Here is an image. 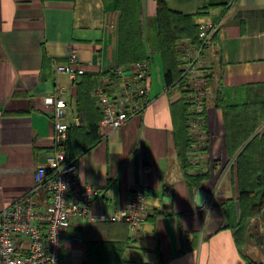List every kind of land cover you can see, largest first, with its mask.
I'll use <instances>...</instances> for the list:
<instances>
[{"label":"crops","instance_id":"1","mask_svg":"<svg viewBox=\"0 0 264 264\" xmlns=\"http://www.w3.org/2000/svg\"><path fill=\"white\" fill-rule=\"evenodd\" d=\"M162 3L191 17L197 30L216 26L198 62L213 85L264 84V0ZM142 11L144 21L154 20L156 2L142 0ZM116 19L102 0H0V211L33 189L36 167L56 150L51 109L44 104L56 88L67 103L64 122L71 132L80 125L78 83L58 74L56 66L66 64L71 52L86 73L119 66ZM146 54L150 105L116 130L98 129V141L74 162L80 181L95 190L93 215L122 216L134 187L148 191L154 213L138 239L119 220L72 226L63 264H90L88 246L95 242L125 243L124 259L140 264H246L229 228L238 218L235 202L229 209L235 198L230 181L188 186L176 159L174 106L182 93L165 85L159 55ZM199 190L205 199L198 206ZM33 196L45 205L42 192Z\"/></svg>","mask_w":264,"mask_h":264},{"label":"built area","instance_id":"2","mask_svg":"<svg viewBox=\"0 0 264 264\" xmlns=\"http://www.w3.org/2000/svg\"><path fill=\"white\" fill-rule=\"evenodd\" d=\"M233 1L227 0L228 3ZM215 32V25H200L199 42L194 45L188 64L180 67L181 76L190 78L194 87L198 111L202 109L204 95L200 87L203 72L197 68V62ZM55 70L72 81L86 73L75 52L68 54L67 63L57 65ZM148 76L149 62L146 60L116 66L111 77L90 90L89 97L101 114V129L116 130L144 112L151 103ZM61 94L60 88H56L44 99V104L51 109L56 150L36 167L33 189L0 211V264H63V248L72 226L119 220L125 223L131 239H138L142 225L154 213L148 191L143 187H134L130 191L122 216L91 213L95 190L80 181L75 162L66 161L61 150L68 130L64 122L67 103ZM37 192L45 196L43 207L33 196Z\"/></svg>","mask_w":264,"mask_h":264},{"label":"trees","instance_id":"3","mask_svg":"<svg viewBox=\"0 0 264 264\" xmlns=\"http://www.w3.org/2000/svg\"><path fill=\"white\" fill-rule=\"evenodd\" d=\"M157 4L156 17L152 20V24L157 26L156 30L160 34V40L166 38L167 43L164 46H160L159 49H151V52H156L161 58L163 66V78L167 87H177L181 90L184 86L181 78V73L177 70L176 62V43L178 40L188 39L191 44H197L199 42L198 30L193 26L191 17H185L180 14H175L168 11L163 5V0H154ZM107 13H118V33H117V59L119 66H129L139 61L146 60L149 62V58L146 54V50L142 45L137 48L135 39L133 37V22L131 18L130 6L127 0H102ZM140 7V0H138ZM140 10V9H139ZM141 25V24H140ZM129 30V31H128ZM109 28L106 29V32ZM124 31V33H123ZM165 41V42H166ZM140 43V42H139ZM113 69L107 68L103 72L99 73H85L78 76L73 82L78 83V90L76 95L75 113L79 119L80 125L77 129L71 132L68 127L67 138L61 150L64 152L66 161H74L78 153L94 145L99 136L97 134L100 129L99 122L101 114L95 107L94 102L89 97V92L95 86L107 78L112 76ZM210 78V76L208 75ZM211 80V78H210ZM264 84H252L246 85L240 88H252L261 87ZM227 90H233L236 88H224ZM219 109L222 107L215 104ZM189 106L184 101L183 96L180 101L175 104V114L177 115L178 124L176 130V153L180 155V166L184 172V178L189 187L199 188L203 182L201 178H193L188 173L189 165L186 163L185 153L187 146L186 139V122ZM206 111L205 103L203 104L204 115ZM201 114V115H202ZM87 130V131H86ZM228 131V129L226 128ZM251 132V130L249 131ZM87 135V138L85 137ZM228 135V140H227ZM243 141L238 138V135L233 138L226 132L225 145L227 153L230 157H233L238 149L242 146ZM250 144L246 146L235 159V178L230 180V188L235 195L229 209H233V203H236L238 209L237 221L231 223L229 228L232 231L233 240L240 251L242 259L246 264H256L252 262L248 257L242 254V247L245 243L246 225L249 219L258 217L261 211H264V179L256 178L250 181ZM232 172V171H231ZM228 209V211H229ZM258 245L264 244V235L257 240ZM125 249V243L122 242H95L88 246V256L90 264H140L137 262L126 261L123 256ZM258 264H263L262 262Z\"/></svg>","mask_w":264,"mask_h":264},{"label":"rangeland","instance_id":"4","mask_svg":"<svg viewBox=\"0 0 264 264\" xmlns=\"http://www.w3.org/2000/svg\"><path fill=\"white\" fill-rule=\"evenodd\" d=\"M127 3L131 7L135 43L142 45L147 52L164 46L167 43L166 38L162 43L160 34L156 30L157 26L152 24V20L144 21L142 0H140V7L138 0H127ZM115 14L118 33L120 15L116 12ZM188 42L186 44L184 39L178 40L176 43L177 70L180 73V67L183 68L188 64L189 55L196 45ZM201 76L200 87L204 95L201 111L196 109L195 91L190 78L185 79L181 76L184 84L182 96L189 106L186 122L187 146L185 148L186 163L190 166L187 170L188 173L193 178L203 179L202 181L219 182L223 178L230 181L235 178L233 170L236 156L250 144V181L261 177L264 179V86L227 90L213 85L207 73H201ZM204 103L206 111L203 115ZM215 104H218L222 109L217 108ZM250 130L251 132H249ZM226 132L232 138L238 135V138L243 141L242 146L233 157H230L226 150ZM179 158L180 155L177 153L176 159L180 163ZM246 228L245 243L241 249L242 254L256 264L263 262L264 244L258 245L257 240L264 235V211H261L258 217L249 219ZM67 264L72 263L67 262Z\"/></svg>","mask_w":264,"mask_h":264},{"label":"water","instance_id":"5","mask_svg":"<svg viewBox=\"0 0 264 264\" xmlns=\"http://www.w3.org/2000/svg\"><path fill=\"white\" fill-rule=\"evenodd\" d=\"M92 63L96 64V56H93ZM204 199H205V194L201 190L197 191V193H196V201H197V205L198 206L201 205L204 202Z\"/></svg>","mask_w":264,"mask_h":264}]
</instances>
